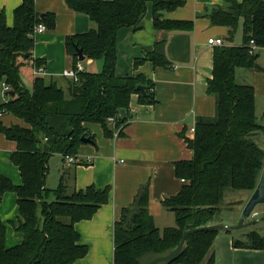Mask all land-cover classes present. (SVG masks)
Returning a JSON list of instances; mask_svg holds the SVG:
<instances>
[{
  "label": "trees",
  "instance_id": "trees-1",
  "mask_svg": "<svg viewBox=\"0 0 264 264\" xmlns=\"http://www.w3.org/2000/svg\"><path fill=\"white\" fill-rule=\"evenodd\" d=\"M68 6L87 15L93 28L66 38L67 53L74 66L80 61L77 47L88 59L102 62L101 71L84 70L77 82L63 88L56 80L35 75L31 86L23 79L25 68L39 67L43 61L34 58L35 28L56 25L53 13H40L36 0H23L14 10V24L8 25L0 14V92L3 83L15 91L0 110L18 117L24 125L9 127L0 122V132L17 144L11 156L19 167L21 184L0 171V204L6 192L18 196L22 218L16 230L22 233L20 244L7 247V227L0 218V264H75L88 254L81 244L76 223L89 220L110 200L111 185L97 188L70 189L69 167L63 169L56 188L46 185L52 155H78L83 136L92 135L86 123H99L106 137H114L115 128L129 119L133 94L143 103L157 102L154 83L143 74L118 76V33L123 27L139 29L149 9L156 30L193 31L188 19H170L164 12L186 5L187 0H66ZM211 24L228 28L233 41L243 20L241 45L217 46L214 51L213 77L207 82V93L216 97L214 117H198L193 134L182 133L191 159L175 163L176 175L185 179L180 192L163 201L173 211L176 225L159 228L150 214L149 185L144 186L131 206L123 209L114 224V264H139L148 251L163 252L177 246L186 228L221 223L218 216L227 188L253 192L264 166V148L254 137L264 135V124L256 114V91L251 84L236 79L239 68H254L258 52H251L254 41L264 48V0H224L207 14ZM167 40L155 42L153 51L136 58L135 68L151 61L155 66H169ZM146 88L144 95L138 86ZM119 116L113 126L109 117ZM122 133V132H121ZM120 133V135H121ZM95 140L94 135H92ZM64 160V158H63ZM91 163V162H90ZM89 162L76 164L89 165ZM68 175V176H67ZM230 228L193 232L187 236L186 251L171 264H215L214 241ZM236 248L264 250V235L256 230L244 238L233 237Z\"/></svg>",
  "mask_w": 264,
  "mask_h": 264
},
{
  "label": "crops",
  "instance_id": "crops-1",
  "mask_svg": "<svg viewBox=\"0 0 264 264\" xmlns=\"http://www.w3.org/2000/svg\"><path fill=\"white\" fill-rule=\"evenodd\" d=\"M22 1L0 0V14L5 13L8 25L13 26L14 10ZM223 2L187 0L185 6L164 12L165 18L193 20V31L156 30L151 8L139 29H120L118 76L143 74L154 83L157 102L143 103L139 94H133L129 119L118 137H106L99 123L85 124L95 140L80 146L76 163L89 159L91 163H75L68 168L70 189L80 190L94 184L97 188L111 185L112 190L109 202L102 205L92 219L76 223L81 244L87 245L89 251L75 264H114V224L121 218L123 209L133 204L139 191L146 185H149L148 208L156 225L157 215L172 219L168 227L176 224V217L170 214L173 211L167 209L163 201L177 195L184 185L176 175L175 163L191 159L194 155L182 133L186 131V134H193L192 128H195L198 117H212L216 113V97L207 93V82L213 77L214 51L217 46L209 44L208 40L221 37L225 45H237L236 41L241 39V33L237 31L234 40L230 41L227 27L211 24L207 14ZM36 8L42 14H55L56 25L53 29L47 28L35 35L33 56L43 61V75L56 80L66 89L71 79L64 76L63 71L74 67L73 59L67 53L66 38L89 31L93 23L87 15L72 10L66 0H36ZM164 38L167 40L165 51L170 65L155 66L151 61H146L135 68L136 58L153 51L155 42ZM257 52V63L264 68V48H258ZM84 61L85 70H102L101 61L87 57ZM34 78V67L29 63L23 72V79L27 86H31ZM236 79L239 83L255 87L256 114L260 108L264 110V70L239 68ZM10 98V95L0 92V105ZM261 112L264 116V111ZM0 122L7 127L24 125L21 119L9 113L0 114ZM16 150V142L0 132V171L15 184H21L20 169L11 160ZM49 165L46 185L56 188L64 166H67L58 153L52 155ZM0 218L7 227V247L20 244L23 235L16 227L22 218L15 192L4 194ZM158 227L163 229L167 226ZM233 237L234 232H221L216 237L215 264H264V250L236 248L233 246Z\"/></svg>",
  "mask_w": 264,
  "mask_h": 264
},
{
  "label": "water",
  "instance_id": "water-1",
  "mask_svg": "<svg viewBox=\"0 0 264 264\" xmlns=\"http://www.w3.org/2000/svg\"><path fill=\"white\" fill-rule=\"evenodd\" d=\"M77 55L80 61H84L86 59V56L84 55L82 48L77 47ZM255 68L264 70V68L258 63L255 64ZM138 89L144 95H146L145 86L139 85ZM15 94H16L15 91L6 92V95H10L12 97L15 96ZM82 141L84 143L94 142L92 135L83 136ZM263 203H264V166L258 184L243 208L242 217L238 224L228 225L224 223H214L204 226L186 228L183 232V238L181 239L180 243L177 246L166 249L163 252L148 251L138 259V263L139 264H171L186 251L188 247L186 241L187 236L193 232L203 231V230H213L219 228L221 229L230 228L236 230L257 223L259 220L257 218L252 219L250 221H246V220L254 215V211L257 205ZM262 220L264 221V216L262 217Z\"/></svg>",
  "mask_w": 264,
  "mask_h": 264
},
{
  "label": "rangeland",
  "instance_id": "rangeland-1",
  "mask_svg": "<svg viewBox=\"0 0 264 264\" xmlns=\"http://www.w3.org/2000/svg\"><path fill=\"white\" fill-rule=\"evenodd\" d=\"M241 25L238 28V34L241 33V39L240 41H236L237 45L242 44L243 41V22L240 23ZM83 63H86L83 61ZM240 80V78H239ZM260 112L257 113L258 115V121L261 124H264V116L261 111L262 108H260ZM264 109V108H263ZM215 114L212 116L214 117ZM257 143L264 148V135L259 132L256 137H254ZM251 192L247 190H232L230 188H227L224 193V199L221 203V212L218 216V219L221 223L228 224V225H234L238 224L241 217H242V212L243 208L245 206V203L248 201L250 198ZM172 212V211H171ZM174 213V212H173ZM172 214L171 216L175 217V214ZM264 216V203L263 204H258L257 207L255 208L254 215L247 219L246 221H250L252 219H259L257 223L251 224L246 227H242L240 229L234 230V234L236 237L244 238L245 234L252 231L256 230L260 232L262 235H264V221L262 220V217ZM158 217V224L157 226L160 227H165L168 225H171L172 219L168 218H163L162 216L157 215ZM176 223V222H175ZM176 224H174L175 226ZM170 227V226H169Z\"/></svg>",
  "mask_w": 264,
  "mask_h": 264
},
{
  "label": "built area",
  "instance_id": "built-area-1",
  "mask_svg": "<svg viewBox=\"0 0 264 264\" xmlns=\"http://www.w3.org/2000/svg\"><path fill=\"white\" fill-rule=\"evenodd\" d=\"M45 30H47V27L45 24L41 23V24H38L35 28V32H34V35L36 34H39V33H42L44 32ZM209 44L211 45H215V46H223L225 45V42H224V39L221 38V37H213V38H210L208 40ZM258 50V46H256V44L254 43V41H252L251 43V52L254 53ZM84 65L82 63V61H79L77 63L76 66L72 67V68H68L66 70L63 71V75L64 76H67L69 77L70 79H72L73 81L77 82L79 80V73L84 71ZM45 73V68L44 66H39V67H35L34 68V74L37 76V75H41ZM10 91V87L3 83V88H2V92L3 93H6ZM0 114H3V111L0 110ZM119 120V116H112V117H109V121L110 123H112L113 126L116 125L117 121ZM125 123L123 124H120L118 127L115 128V131H114V136L115 137H118L120 136V133L123 131V128H124V125ZM192 132H195V128H192ZM64 158V164L67 166V167H70L72 166L73 164H75L77 162V156L76 155H66V156H62ZM87 162H91V159H89ZM183 182H185V179H182Z\"/></svg>",
  "mask_w": 264,
  "mask_h": 264
}]
</instances>
